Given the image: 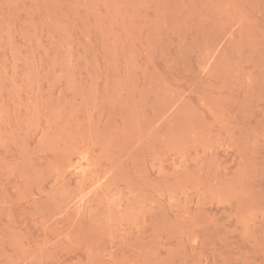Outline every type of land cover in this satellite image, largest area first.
<instances>
[{
	"label": "rangeland",
	"instance_id": "1",
	"mask_svg": "<svg viewBox=\"0 0 264 264\" xmlns=\"http://www.w3.org/2000/svg\"><path fill=\"white\" fill-rule=\"evenodd\" d=\"M0 264H264V0H0Z\"/></svg>",
	"mask_w": 264,
	"mask_h": 264
}]
</instances>
